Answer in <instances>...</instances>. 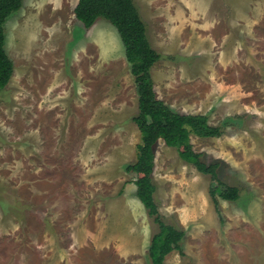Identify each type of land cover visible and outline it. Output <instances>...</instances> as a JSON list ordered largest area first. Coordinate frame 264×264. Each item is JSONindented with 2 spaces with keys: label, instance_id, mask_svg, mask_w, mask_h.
<instances>
[{
  "label": "rangeland",
  "instance_id": "374dc122",
  "mask_svg": "<svg viewBox=\"0 0 264 264\" xmlns=\"http://www.w3.org/2000/svg\"><path fill=\"white\" fill-rule=\"evenodd\" d=\"M136 1L139 14L149 20L154 9ZM78 3L24 0L5 26L14 75L0 91V264H22L28 253L40 263L44 257L36 246L40 248L42 234L57 242L61 238L64 248V224L72 221L70 216L84 210L87 218L106 207L109 229L122 243L81 249L103 255L97 264H151L149 247L160 227L137 196L136 174L126 171L137 162L141 143L134 122L139 115L137 85L116 28L105 20L85 28L76 18ZM148 27L155 42L150 20ZM161 70L166 71L158 66L154 73ZM175 95L187 97L178 91ZM158 96L166 98L161 92ZM207 141L192 136L196 152L218 149L203 160L223 163L220 180L238 188L241 198L222 210L223 201L216 196V205L211 195L218 183L209 175L198 177L176 149L159 142L155 201L162 220L186 233L183 254L173 251L165 263L264 264V163L250 161L243 166L248 170L236 173L231 166L238 157L235 151ZM192 192L208 195L204 201ZM204 203L211 224L204 222ZM218 241L227 249L222 255ZM244 247L251 249L253 260ZM78 255L71 264H89Z\"/></svg>",
  "mask_w": 264,
  "mask_h": 264
},
{
  "label": "crops",
  "instance_id": "0c3cea01",
  "mask_svg": "<svg viewBox=\"0 0 264 264\" xmlns=\"http://www.w3.org/2000/svg\"><path fill=\"white\" fill-rule=\"evenodd\" d=\"M135 2L137 1L134 0ZM140 2L154 9L150 12L149 20L154 28L155 42L152 34H149L148 18L145 19L143 12V16H140L146 25L151 46L161 55L160 61L151 71L157 98L180 114L208 116L210 125L221 127L223 135L220 138L199 139L208 140L207 142L218 145L217 148L235 151L238 160L235 159L231 166L236 173L248 170V167L243 166L250 161L264 163V150L262 153L259 149H264V0ZM158 66L166 71L161 70V74H155L154 69ZM186 85L187 91L184 88ZM177 91L186 93V99L182 100L181 96L175 95ZM160 92L166 98H159ZM174 100H177L179 108H183L181 111L174 105ZM216 150L218 149L205 147L199 153L204 159ZM218 160L227 163L223 157ZM217 164L219 173L223 163ZM192 170L198 177L203 175L195 167ZM251 170L253 171L252 167ZM206 195L208 194L204 192L196 196H202L205 201ZM222 201L219 207L225 210L224 206L229 201ZM201 206L205 210L204 222L211 224L212 221L209 220L213 217L208 214L209 207L205 203ZM129 210L134 212L131 207ZM109 211L110 208L106 207L100 214H89L87 218L84 217V210L73 214L70 216L72 221L64 224L66 240L68 239L66 247L63 248L61 238L57 242L55 236L42 234L38 242L40 248H36L43 255V261L40 259V263H37L33 253H28L21 258L22 264H71L80 250L84 251L81 249L84 245L88 247L87 244L104 246L122 243L116 238L121 236L109 229ZM136 216L138 217L137 213ZM191 218L189 212V224L192 223ZM33 244L36 245V242ZM218 244L223 250L222 255L227 249L223 243L218 241ZM231 246L236 251L233 242ZM244 249L249 255L248 260H253L251 249ZM93 252H89L87 248L82 256H78L85 263L97 264L99 257L103 255L97 257ZM93 259H96L95 263L91 262Z\"/></svg>",
  "mask_w": 264,
  "mask_h": 264
},
{
  "label": "trees",
  "instance_id": "16d2710c",
  "mask_svg": "<svg viewBox=\"0 0 264 264\" xmlns=\"http://www.w3.org/2000/svg\"><path fill=\"white\" fill-rule=\"evenodd\" d=\"M24 0H0V91L4 90L14 75V64L6 51L5 26L9 19L23 7ZM77 20L85 28L91 29L99 20L113 25L125 47L126 59L131 65L139 96V115L134 119L141 132L138 146V160L126 168L135 173L137 196L148 214L159 225L149 247L151 264H166L165 258L173 251L183 254L182 243L186 233L176 225L162 220L155 201L157 186L153 175L156 167L155 148L160 141L176 149L186 164L194 166L203 175H209L218 185L211 191L217 205L216 196L229 202L240 200V190L225 185L219 178L218 164L207 165L203 156L195 152L192 136L199 138H220L221 127L209 124L208 116L186 115L174 111L157 98L151 71L160 61L161 55L153 49L134 0H79L75 9Z\"/></svg>",
  "mask_w": 264,
  "mask_h": 264
}]
</instances>
